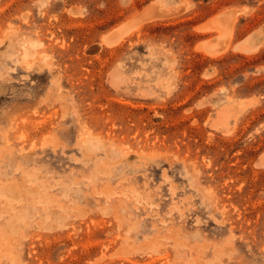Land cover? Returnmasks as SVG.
<instances>
[{
  "label": "rangeland",
  "instance_id": "374dc122",
  "mask_svg": "<svg viewBox=\"0 0 264 264\" xmlns=\"http://www.w3.org/2000/svg\"><path fill=\"white\" fill-rule=\"evenodd\" d=\"M0 264H264V0H0Z\"/></svg>",
  "mask_w": 264,
  "mask_h": 264
},
{
  "label": "bare ground",
  "instance_id": "6f19581e",
  "mask_svg": "<svg viewBox=\"0 0 264 264\" xmlns=\"http://www.w3.org/2000/svg\"><path fill=\"white\" fill-rule=\"evenodd\" d=\"M217 23H218V22H217ZM219 23H220V22H219ZM219 23H218V25H219ZM220 25H221V24H220ZM209 27H211V25H210ZM212 27H213V25H212ZM212 27H211V28H212ZM212 29H213V28H212ZM220 29H221V27H220ZM220 29H219V30H220ZM129 31H130V30H129ZM126 32H127V31H126ZM219 37H220V36H219ZM225 38H226V36H225ZM219 40H220V39H219ZM219 40H218V41H219ZM213 41H214V40H213ZM218 41H217V43H218ZM224 41H225V40H224ZM224 41L221 42V46L224 45V44H223ZM251 41H252V40H251ZM215 43H216V42H215ZM212 44H213V43H212ZM214 46H216V45H214ZM214 46H213V48H215ZM210 48H212V47H209L208 50H209ZM216 48H217V47H216ZM216 48H215V49H216ZM218 48H219V47H218ZM203 50H204V49H203ZM206 50H207V49H206ZM210 50H211V49H210ZM211 51H212L213 53H216V52H217V54H218V51H219V50H217V51H216V50H211ZM211 51H210V52H211ZM215 51H216V52H215ZM25 52H26V53L28 52V49H27V48H26ZM212 52H211V54H213ZM29 55H30V54H29ZM13 192H14V191H13Z\"/></svg>",
  "mask_w": 264,
  "mask_h": 264
}]
</instances>
